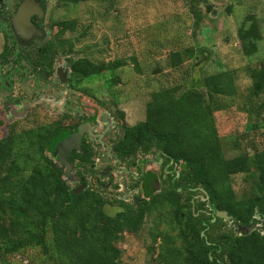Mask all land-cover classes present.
Instances as JSON below:
<instances>
[{
	"label": "trees",
	"instance_id": "trees-1",
	"mask_svg": "<svg viewBox=\"0 0 264 264\" xmlns=\"http://www.w3.org/2000/svg\"><path fill=\"white\" fill-rule=\"evenodd\" d=\"M59 1L68 5L107 0ZM75 23L62 21L60 34L74 31ZM237 36L244 55L257 52L261 32L254 17L247 16ZM180 54H170V69L182 65L185 56ZM67 63L71 70L68 82L74 87L125 65L121 60L95 63L88 58L68 59ZM245 71L251 81L246 100L252 113L258 99H262L258 107H264V62ZM237 94L232 70L201 79L189 75L187 82L161 86L150 93L144 120L124 126L117 143L123 157L140 149L153 150L167 162L178 163L179 183L171 192L176 194L178 187L187 192L202 190L205 201L201 205L211 208L210 217H195L187 199L181 204L173 196L155 199L152 206L139 211L125 208L110 215L99 193L76 192L64 168L52 159L57 143L76 126L52 122L21 131L11 129L0 139V262L6 264L8 256L37 249L41 264H122L118 247L122 234L140 230L152 211L166 226L159 230L158 222L151 233L153 251L162 239L156 264H264V236L252 228L256 215L264 219V147L226 157L215 120L216 112L227 109L221 98L234 99ZM256 127L248 124L249 130ZM237 174L252 175L251 180L246 178L249 188L242 196L233 188ZM217 211H225L241 232L212 239L209 230L221 220L211 222Z\"/></svg>",
	"mask_w": 264,
	"mask_h": 264
},
{
	"label": "rangeland",
	"instance_id": "rangeland-1",
	"mask_svg": "<svg viewBox=\"0 0 264 264\" xmlns=\"http://www.w3.org/2000/svg\"><path fill=\"white\" fill-rule=\"evenodd\" d=\"M0 1L8 10L9 17L21 0ZM42 1L46 9L42 21L45 36L43 40L34 42L31 48L43 45L46 41L54 42L57 50L55 67L66 71V79L61 82L53 75L44 81L36 76V70L31 65L35 60L32 49L26 53L28 58L14 55V52H10L7 60L2 61L0 57V75L11 72L5 77L9 86H0V139L11 129L21 131L52 122L74 127L87 115L98 119L97 132L105 127L102 116L109 118L110 125L115 127L108 137L117 138L119 134L116 133V127L119 123L132 126L144 120L145 104L152 91L164 85H176L184 80L187 82L189 75L201 79L218 71L232 70L238 94L234 99L221 98L222 105L227 106V109L215 113L225 156L233 157L241 152H250L253 147H264V107H258L262 100L258 99L250 113L246 93L251 81L245 71L247 67H258L264 62V0H107L68 5L61 4L59 0ZM247 16L256 19L261 32L257 52L251 56L244 55L237 36V29ZM66 20L76 21L75 30L60 34L61 22ZM195 21L198 22L197 26ZM6 22L1 21L0 34L8 32ZM1 45L0 35V51ZM176 51L185 57L178 69H170V54ZM79 58H88L95 63L121 60L125 65L81 81L74 87L67 79L71 71L67 60ZM250 123L257 127L249 130ZM95 149L98 154L103 148ZM144 154L160 156L153 150L143 152L140 149L131 159H126L127 164L113 166L123 172L114 181L123 185V191L101 190V197L105 200H118L117 197L123 196L125 199L131 198V194H126L129 189L126 188L125 178L133 181L130 173L139 171L131 168L130 162ZM52 159L56 161L54 157ZM94 165L95 168L85 167L92 170L104 167L102 161H94ZM126 169L130 170L128 175L124 172ZM176 169L181 170L178 167ZM78 173L92 188H97L96 178L103 183L106 181L94 174L89 176L81 167L77 168ZM70 176L74 177L72 173ZM246 178L251 180L252 175L237 174L233 177L237 196H242L249 188ZM77 179L75 177L73 181L66 178L71 188L78 185ZM160 180L162 188L156 196L168 194L179 198L181 204L187 199L195 217L212 215L208 205H201L205 201L202 190L187 192L179 189L173 194L170 179L163 180L160 177ZM119 208L118 204L106 205L105 211L112 215L116 211L120 212ZM156 217L157 214L151 211L143 220L140 230L122 234L123 239L118 244L122 251V264H156L162 239L156 241L153 251L151 233L155 232L154 226L158 222L159 230L166 227ZM254 218L252 228L264 236V219L259 215ZM220 219L209 230L212 239L220 235L234 237L241 232V228L232 220ZM5 260L6 264H41L42 255L37 249H28Z\"/></svg>",
	"mask_w": 264,
	"mask_h": 264
},
{
	"label": "flooded vegetation",
	"instance_id": "flooded-vegetation-1",
	"mask_svg": "<svg viewBox=\"0 0 264 264\" xmlns=\"http://www.w3.org/2000/svg\"><path fill=\"white\" fill-rule=\"evenodd\" d=\"M22 1L23 0H21L15 6L13 14L9 17L8 10L5 9L4 5H2L0 1V31L2 20L7 21L6 23L9 29L7 33L2 32L0 34L2 39L0 51L1 60L4 61L5 59L7 60L8 58H10V52H14V55L19 54L21 55V57L28 58L26 56V53L28 51H31L32 49L35 54V60L31 63V65L36 70V76L41 77L42 79H44V81L49 80L53 75H55L61 81L62 76L63 80L65 81L66 71H64L62 68L61 70L60 68L56 69L55 67L57 50L54 42L46 41L43 45L37 46L36 48H31V45H33L34 42L43 40L45 36L42 28V21L45 16L46 9L42 0H35L38 6L42 9V16H39L37 13H32L30 17V22L36 29L42 31V36L30 35V37L28 38H23L13 31L11 23L12 18L13 16H15L17 8L22 3ZM10 41H12L13 44L10 45ZM20 46H22L23 48H19ZM27 48H30V50H27ZM1 65L2 64L0 63V66ZM10 74L5 76L0 75V86H3V88L9 86V82L5 77L9 76ZM43 95L47 96L46 94ZM97 120L98 119L93 117L92 115H87L84 120H81L80 123H77L75 125V130L69 131L70 134L76 132L78 126L84 123H88L92 131V134L87 132L84 133V135L80 139L79 148H73L67 155L66 159L71 167L70 174L72 173L74 175V177L69 180L75 181V177L78 178L77 181L79 183L76 187L73 188L76 189V192L81 189L95 191L97 193L101 192V190H115L117 192H121L123 191V185L114 181L115 179H118V176L123 172L118 167L113 168V166L127 164L125 162L126 159L128 161L132 156H134L133 154H131L123 157L122 153L120 151H117V143L123 136L124 123H119V125L116 127V133H118L119 136L117 138L114 137L111 139L108 136L110 134V131H112L115 126L110 125L109 118L102 116L101 120L104 122L105 127L102 129V131L97 132ZM96 147H102L103 149L100 151V153L97 154V151L95 149ZM94 161H96L97 163L102 161V163L104 164L103 169H86L85 165H88L89 168H95ZM136 165H138L139 167H136ZM60 166L63 167L64 171L66 172L65 166ZM130 166L131 168H136L139 171V173H137L136 171H132L130 173V170H124L127 175L130 173V176L134 178L133 181H129L128 177L125 178L127 181L126 188L129 189V192H127L126 194H131V198L125 199L123 196L117 197L118 200H106L107 206H115V204H118L120 206V212H122V210H124L125 208L139 211L141 208L152 206L155 199L167 197L168 194H159L158 196H156V193H160L162 188V180H160V177H162L163 180L170 179V183L172 186L179 183L178 180L180 178V173L176 168H180L181 166L173 161L167 162L165 158L154 155L150 156V154H144L143 157L137 158L134 162H130ZM78 167H81L82 170L89 176L94 174L96 176H100L101 179H105L106 181L103 183L96 178L97 188H92L90 187V184L85 182V178L81 176V174H77ZM67 177L68 176H66V178ZM118 187L121 188L119 189ZM158 188H160V190L156 192ZM179 189L181 188L178 187L177 191ZM117 213L118 211H116L112 215H115Z\"/></svg>",
	"mask_w": 264,
	"mask_h": 264
},
{
	"label": "water",
	"instance_id": "water-1",
	"mask_svg": "<svg viewBox=\"0 0 264 264\" xmlns=\"http://www.w3.org/2000/svg\"><path fill=\"white\" fill-rule=\"evenodd\" d=\"M32 13H37L39 16H42L43 14L42 9L38 6L35 0H23L18 6L16 14L13 16L11 22L13 31L17 35H20L23 38H28L30 35L42 36V31L36 29L30 22ZM61 81H64L62 76ZM86 132L92 134L90 125L88 123L79 125L76 132L71 133L67 138L62 139L57 143L55 152L53 153L54 158H56V162L59 165L65 166V173L69 179L72 178L70 176L71 167L66 159L67 155L73 148H79L80 139ZM216 217L224 220H232L225 211L215 212V217L211 219V222H214Z\"/></svg>",
	"mask_w": 264,
	"mask_h": 264
}]
</instances>
